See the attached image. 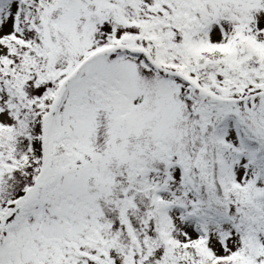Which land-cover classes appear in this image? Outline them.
<instances>
[{"label": "snow or ice", "instance_id": "1", "mask_svg": "<svg viewBox=\"0 0 264 264\" xmlns=\"http://www.w3.org/2000/svg\"><path fill=\"white\" fill-rule=\"evenodd\" d=\"M0 264H264V0H0Z\"/></svg>", "mask_w": 264, "mask_h": 264}]
</instances>
